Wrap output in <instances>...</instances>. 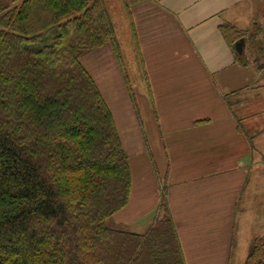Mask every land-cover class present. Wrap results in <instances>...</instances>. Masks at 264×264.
<instances>
[{"label": "trees", "instance_id": "1", "mask_svg": "<svg viewBox=\"0 0 264 264\" xmlns=\"http://www.w3.org/2000/svg\"><path fill=\"white\" fill-rule=\"evenodd\" d=\"M120 1L130 19L141 0ZM116 30L104 0H0V264H187L164 194L144 233L115 221L130 160L82 58L110 43L122 59ZM220 31L264 73V40L251 63L235 47L246 33ZM244 264H264V237Z\"/></svg>", "mask_w": 264, "mask_h": 264}, {"label": "crops", "instance_id": "2", "mask_svg": "<svg viewBox=\"0 0 264 264\" xmlns=\"http://www.w3.org/2000/svg\"><path fill=\"white\" fill-rule=\"evenodd\" d=\"M253 11L251 0H141L124 15L128 40L113 17L122 59L110 43L82 58L130 160V199L116 223L144 233L164 194L187 264H236L238 236L247 235L248 250L257 238L247 232L262 198L252 192L251 138L264 121V89L220 31L246 30ZM235 92L231 109L226 96Z\"/></svg>", "mask_w": 264, "mask_h": 264}, {"label": "rangeland", "instance_id": "3", "mask_svg": "<svg viewBox=\"0 0 264 264\" xmlns=\"http://www.w3.org/2000/svg\"><path fill=\"white\" fill-rule=\"evenodd\" d=\"M106 3V6L108 8V11L110 14L115 18L116 22L121 26L123 25L125 27V35L126 39L128 40V35H130L129 32V27H128V19L124 15V8L122 7V3L120 0H104ZM251 6L253 7V14L251 15V23L247 26L246 30H241L242 32L246 33V37L244 40V47L243 51L246 54L247 58L251 61L253 60V57H259L260 54V49H259V44L257 43L258 41L262 42L264 40V0H251ZM252 35H256L255 37V43H250L251 39L250 37ZM253 42V41H252ZM121 46V44H120ZM123 51H125V46L126 42H123ZM122 50V48H121ZM123 53V52H122ZM130 55V51L126 53V56ZM132 74V70H131ZM132 76V80L134 78V75ZM260 84L264 85V73L260 75ZM261 102V99H260ZM262 106V103L259 104V107ZM262 117H264V114H261ZM264 121L263 123H259V129L261 132L256 131L253 133H256V137H252L251 141L253 140V147L254 149V155L255 159L259 163V169L255 171H251V181H255L257 183H252V192L257 191L261 194L257 198V200L260 199L256 204L253 203V209L257 208V212L261 216L259 219H252L250 222L256 220L257 222L255 224H252V222L249 224L250 226L248 227V233H251L253 237H259L262 236L264 237V225L263 227H257L259 225L260 220L261 222H264ZM252 132H250V137L253 135ZM247 205V204H246ZM248 223V221H247ZM252 224V225H251ZM132 230H135L132 228ZM137 231V230H136ZM144 231V230H143ZM137 232H142L137 231ZM237 235V234H236ZM239 237H240V242H239ZM236 241V238H235ZM238 245L240 246V249L242 250L240 254V259L237 261L236 264H243L247 258V253H248V246L249 242H247V235H240L238 236ZM241 255H244L243 258H241ZM239 258V257H238Z\"/></svg>", "mask_w": 264, "mask_h": 264}, {"label": "water", "instance_id": "4", "mask_svg": "<svg viewBox=\"0 0 264 264\" xmlns=\"http://www.w3.org/2000/svg\"><path fill=\"white\" fill-rule=\"evenodd\" d=\"M235 47L239 54H243L244 40L242 39L239 42H237Z\"/></svg>", "mask_w": 264, "mask_h": 264}]
</instances>
